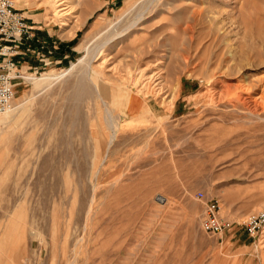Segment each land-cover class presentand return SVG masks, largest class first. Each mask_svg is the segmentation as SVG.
Wrapping results in <instances>:
<instances>
[{
  "label": "rangeland",
  "instance_id": "374dc122",
  "mask_svg": "<svg viewBox=\"0 0 264 264\" xmlns=\"http://www.w3.org/2000/svg\"><path fill=\"white\" fill-rule=\"evenodd\" d=\"M61 3L15 0L75 37L0 115V264H264V0Z\"/></svg>",
  "mask_w": 264,
  "mask_h": 264
},
{
  "label": "built area",
  "instance_id": "2783aa9c",
  "mask_svg": "<svg viewBox=\"0 0 264 264\" xmlns=\"http://www.w3.org/2000/svg\"><path fill=\"white\" fill-rule=\"evenodd\" d=\"M35 38L33 27L24 13L15 5V0H0V113L13 107L16 81L22 76L15 57L21 55L22 46ZM30 51V48L27 49ZM198 196L205 198L200 192ZM203 229L209 235L221 234L227 224L221 217L219 201L207 204L202 222Z\"/></svg>",
  "mask_w": 264,
  "mask_h": 264
},
{
  "label": "crops",
  "instance_id": "0c3cea01",
  "mask_svg": "<svg viewBox=\"0 0 264 264\" xmlns=\"http://www.w3.org/2000/svg\"><path fill=\"white\" fill-rule=\"evenodd\" d=\"M16 7L21 10L24 9V15L26 16L28 23L33 27V33L35 35V40L25 43L21 48L22 54L15 57L19 71L22 72L25 68L27 69L37 65V56L43 51L44 47H55L58 49L53 55L54 59L63 61L66 57H69L71 52L70 48L72 46L64 40L66 38L72 40L75 36L64 37L62 35L63 30L61 25H58V23L53 21H48L45 12H42L37 7ZM57 26H59V29ZM28 47L30 48V51L27 50Z\"/></svg>",
  "mask_w": 264,
  "mask_h": 264
},
{
  "label": "bare ground",
  "instance_id": "6f19581e",
  "mask_svg": "<svg viewBox=\"0 0 264 264\" xmlns=\"http://www.w3.org/2000/svg\"><path fill=\"white\" fill-rule=\"evenodd\" d=\"M57 1L62 2L61 5L64 3V5L66 7H64L63 10H67L68 6L70 9H72V11L75 8L74 1H76V0H57ZM63 25H67V24H63ZM81 63H82V60L79 59L78 62H75L72 64V66L67 70V72L74 71L77 68V66L80 65ZM145 70L146 69H142L141 71L145 72ZM161 75H162V72L159 71L156 74H154L153 76H151L150 79H154V78L161 79V77H162ZM48 79L49 78L46 75H44L35 84L36 85L44 84ZM235 89H236V91L231 93V94H233L232 97L234 96L235 100H237L242 105L246 106L247 109L250 110L252 113H255V114L258 113L259 114V112H261V111L264 112V78L260 79V81H258V83L257 82L251 83L249 85L242 83V84L238 85ZM259 89H260V93L256 94V92ZM228 96H227V98H228ZM121 97H122L121 100L125 98V102L126 101L129 102L128 98L126 97V94H121ZM229 100H232V99H229ZM13 108H14V105L11 109H9L5 112L9 113V112L14 110ZM140 109L142 112H144V111H146L147 108H146V106H142ZM149 109H150V107H149ZM5 112L0 113V115L4 114Z\"/></svg>",
  "mask_w": 264,
  "mask_h": 264
}]
</instances>
